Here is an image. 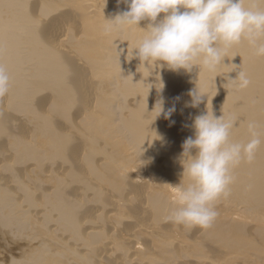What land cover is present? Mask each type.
Masks as SVG:
<instances>
[{"label": "bare ground", "instance_id": "1", "mask_svg": "<svg viewBox=\"0 0 264 264\" xmlns=\"http://www.w3.org/2000/svg\"><path fill=\"white\" fill-rule=\"evenodd\" d=\"M117 5L0 0V264H264V57L245 42L216 72L141 64L150 22L105 35L130 10ZM197 86L204 102L186 107ZM160 101L171 119H155ZM207 111L235 119L232 143L251 140L250 122L262 142L213 228L189 232L165 218L190 183L181 145Z\"/></svg>", "mask_w": 264, "mask_h": 264}, {"label": "clouds", "instance_id": "2", "mask_svg": "<svg viewBox=\"0 0 264 264\" xmlns=\"http://www.w3.org/2000/svg\"><path fill=\"white\" fill-rule=\"evenodd\" d=\"M120 4H127L130 10L108 20L104 34L123 33L149 21L148 35L134 49L141 64L166 67L177 74H191L194 68L216 72L228 51L245 42L255 57H264V9L259 3L248 8L244 0H118L117 6ZM161 14L163 19L158 22ZM236 80L239 90L252 83L243 72ZM9 91L10 77L0 65V99ZM187 95L191 100L185 106L191 108H198L207 96L198 86ZM162 105L163 101L157 104L155 119L161 115L171 119L175 107L165 112ZM235 123L234 118H216L208 111L195 117L190 125L194 138H186L181 145L182 176L186 175L190 183L176 193L178 207L165 218L166 223L189 232L213 228L219 216L218 203L231 196V185L236 181L234 170L242 162L252 164L262 142L259 125L250 122L251 140L247 144L232 143Z\"/></svg>", "mask_w": 264, "mask_h": 264}]
</instances>
